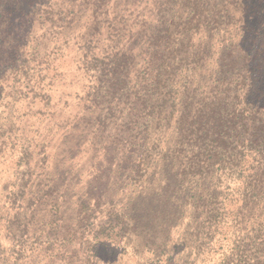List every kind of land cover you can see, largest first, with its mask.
Returning a JSON list of instances; mask_svg holds the SVG:
<instances>
[{
  "label": "trees",
  "instance_id": "trees-1",
  "mask_svg": "<svg viewBox=\"0 0 264 264\" xmlns=\"http://www.w3.org/2000/svg\"><path fill=\"white\" fill-rule=\"evenodd\" d=\"M82 1L83 17L73 16L78 32L65 38L72 26L62 23L36 52L24 24L41 11L67 20L81 4L0 0V166L15 168L2 199L0 264L97 260L79 247L94 230L90 221L82 234L58 228L61 204L75 197L72 176L86 174L56 163L52 115L88 126L98 153L91 163H103L108 146L114 170L130 161L143 182L160 184L170 163L178 167V192L206 185L210 264H264V0ZM231 53L236 59L227 62ZM238 132L231 151L225 142ZM68 178L69 197L61 190ZM88 198L80 201L85 207L106 202ZM128 205L106 217H130ZM87 208L72 213L97 217ZM241 213L251 218L236 227L232 218ZM221 233L227 242L217 245Z\"/></svg>",
  "mask_w": 264,
  "mask_h": 264
},
{
  "label": "rangeland",
  "instance_id": "rangeland-1",
  "mask_svg": "<svg viewBox=\"0 0 264 264\" xmlns=\"http://www.w3.org/2000/svg\"><path fill=\"white\" fill-rule=\"evenodd\" d=\"M75 1L81 6L79 9H73L67 16V20L62 15H55L56 12L41 11L31 17V23L24 24V27L29 25L28 30L30 28L31 35L37 39L36 52L48 43L53 32L62 23L72 26L66 29L65 38L78 32L81 23H77V29L73 16L78 12L77 18L83 17L86 5L82 0ZM20 27L24 28L23 25ZM13 34L21 39L23 31L15 29ZM70 48L72 49L73 46H69L67 50ZM233 59H236L233 53L226 58L227 62ZM223 70L225 72V69ZM51 121L57 122L54 128L57 129V133L53 136L52 146L53 150L60 152L56 163L64 168L74 167L86 174V179L83 181L76 179L77 174L72 176L75 184L73 190L75 197L71 194L72 199L61 204L60 209L64 217H60L58 228L61 227L65 234L77 228L78 234H82L83 230L88 227L87 221H90V226L93 224L94 230L90 233L88 240H79V247L83 251L86 249V253H96L97 260L93 264L212 263V259L210 261V232L207 233V226L210 225V206L206 208L204 205L208 197L206 185L204 187L201 183L188 185L182 192H178L182 185L178 167L173 169L170 163L164 167V179L160 184H158V179L143 182L145 178L133 171L134 167L130 161L121 162L120 170H114L112 167L114 152L108 146L103 163H91V161L94 162L93 156L98 153L95 152L93 144H90L88 126L78 122L74 123L75 121L70 124L63 123L54 115L51 116ZM34 133H37V129ZM239 136H241L240 132L236 137L225 142L229 150H235L239 146L240 142H237L240 139ZM129 149L133 150V146L129 145ZM151 157L158 158L156 152H153ZM117 158L122 160L123 156ZM99 159H102L101 155ZM127 159H131L130 155ZM14 169L9 162L0 166V217L4 214L2 200L4 189L11 180ZM59 178L63 179L62 174ZM213 194L216 195L217 192ZM84 195L90 197L85 201L91 202L97 196L106 197L104 203L100 201L97 205L94 203L86 205L87 207L92 206V214L97 217L73 215L72 212L77 213L80 210L88 213V208L80 202ZM127 201L130 203L127 209L130 217H106L108 211H112L114 215H120L122 210L120 207H123L121 205ZM33 213L36 216V211ZM250 218L241 213L232 219H234V224L238 223L236 227H239L242 222ZM201 219L206 220L200 223ZM223 234L219 235L220 242L217 245L227 242Z\"/></svg>",
  "mask_w": 264,
  "mask_h": 264
},
{
  "label": "water",
  "instance_id": "water-1",
  "mask_svg": "<svg viewBox=\"0 0 264 264\" xmlns=\"http://www.w3.org/2000/svg\"><path fill=\"white\" fill-rule=\"evenodd\" d=\"M128 2H130V3H132V0H127ZM58 2L60 3V4H62V5H67V4H69V2H68V0H58ZM137 9H141L142 8V6L141 5H139V6H137L136 7ZM59 165H57V166H55V167H52V168H50V170H49V172H51L52 173V177L54 178L56 175L55 174H57L58 172H59ZM55 175V176H54ZM52 182H54V180L52 181ZM56 182V181H55ZM57 186H58V184L57 183H55ZM73 189V181L71 180V178H68L67 180H66V183H65V185L63 184V187H61V190L64 192V194L67 196V197H69L70 196V191Z\"/></svg>",
  "mask_w": 264,
  "mask_h": 264
}]
</instances>
